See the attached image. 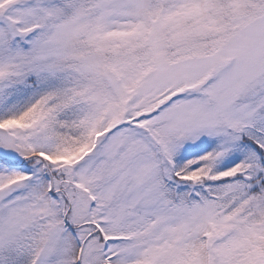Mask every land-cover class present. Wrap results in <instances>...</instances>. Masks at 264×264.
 <instances>
[{
  "label": "snow or ice",
  "instance_id": "snow-or-ice-1",
  "mask_svg": "<svg viewBox=\"0 0 264 264\" xmlns=\"http://www.w3.org/2000/svg\"><path fill=\"white\" fill-rule=\"evenodd\" d=\"M0 264H264V0H0Z\"/></svg>",
  "mask_w": 264,
  "mask_h": 264
}]
</instances>
